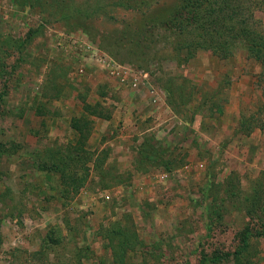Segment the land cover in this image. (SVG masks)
Wrapping results in <instances>:
<instances>
[{
	"label": "rangeland",
	"instance_id": "rangeland-1",
	"mask_svg": "<svg viewBox=\"0 0 264 264\" xmlns=\"http://www.w3.org/2000/svg\"><path fill=\"white\" fill-rule=\"evenodd\" d=\"M181 1L0 0V264H264V63Z\"/></svg>",
	"mask_w": 264,
	"mask_h": 264
},
{
	"label": "trees",
	"instance_id": "trees-1",
	"mask_svg": "<svg viewBox=\"0 0 264 264\" xmlns=\"http://www.w3.org/2000/svg\"><path fill=\"white\" fill-rule=\"evenodd\" d=\"M260 3L261 0H182L162 20L161 27L170 33L177 32L180 43L213 53H231L235 44L242 42L248 54L263 64L264 28L258 30L254 19V13L261 8ZM153 31L154 27H146L144 37L147 38ZM89 123L83 118L71 120L70 125L78 133L81 147L88 137ZM230 254L236 256V253L224 256Z\"/></svg>",
	"mask_w": 264,
	"mask_h": 264
},
{
	"label": "crops",
	"instance_id": "crops-1",
	"mask_svg": "<svg viewBox=\"0 0 264 264\" xmlns=\"http://www.w3.org/2000/svg\"><path fill=\"white\" fill-rule=\"evenodd\" d=\"M132 81H134V80L132 79ZM135 85H136V81H135ZM195 87H196V89L198 88L196 84H194V88H195ZM120 115L123 117L124 121H127L128 118L130 117L131 113H130V115H128V113L125 112V113H122V114H120ZM69 121H70V122H69V128H70L71 130L74 131L75 129H73V128L71 127V125H70L71 120H69ZM75 131H76V130H75ZM100 137H101V136H100ZM100 137H99V138H100ZM114 143H115V142H114ZM112 146H113V144H112ZM115 146H116V147H119V144H116V143H115Z\"/></svg>",
	"mask_w": 264,
	"mask_h": 264
},
{
	"label": "built area",
	"instance_id": "built-area-1",
	"mask_svg": "<svg viewBox=\"0 0 264 264\" xmlns=\"http://www.w3.org/2000/svg\"><path fill=\"white\" fill-rule=\"evenodd\" d=\"M107 63H108L109 65L113 66V67L115 66V68H117V73L120 72L121 64H120L119 62H117V61H115V60L109 58V59L107 60Z\"/></svg>",
	"mask_w": 264,
	"mask_h": 264
}]
</instances>
